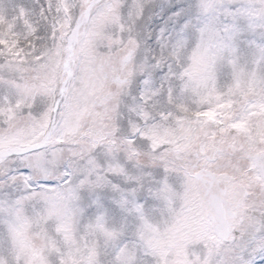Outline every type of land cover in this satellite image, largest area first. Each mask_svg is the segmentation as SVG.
<instances>
[{"label": "snow or ice", "instance_id": "obj_1", "mask_svg": "<svg viewBox=\"0 0 264 264\" xmlns=\"http://www.w3.org/2000/svg\"><path fill=\"white\" fill-rule=\"evenodd\" d=\"M0 264H264V0H0Z\"/></svg>", "mask_w": 264, "mask_h": 264}]
</instances>
